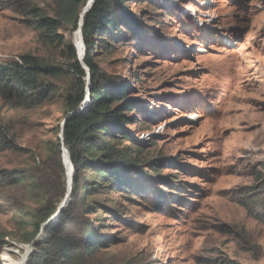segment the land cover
<instances>
[{
	"label": "rangeland",
	"instance_id": "obj_1",
	"mask_svg": "<svg viewBox=\"0 0 264 264\" xmlns=\"http://www.w3.org/2000/svg\"><path fill=\"white\" fill-rule=\"evenodd\" d=\"M91 1L78 10L82 21ZM30 6L54 16L51 0H0V65L29 56L64 67L80 31L64 25L43 44L23 16ZM125 8L135 31L107 40L97 61L134 101L126 113L134 142L117 146L138 160L135 189L99 186L88 199L108 242L93 264H264V222L242 206L264 180V0H127ZM43 81L48 95L37 105L8 102L0 87V125L23 149L0 151V172L41 170L61 138L75 80L63 72ZM62 183L55 175L53 187ZM14 199L0 189L2 264L7 248L33 245L7 209Z\"/></svg>",
	"mask_w": 264,
	"mask_h": 264
},
{
	"label": "trees",
	"instance_id": "obj_2",
	"mask_svg": "<svg viewBox=\"0 0 264 264\" xmlns=\"http://www.w3.org/2000/svg\"><path fill=\"white\" fill-rule=\"evenodd\" d=\"M51 1L55 5L53 17L31 6L22 12L26 22L46 45L55 41L64 25L72 32L79 31L82 20L78 10L88 3V0ZM126 1L96 0L85 15L83 59L90 71V82L79 60V51L72 43L64 67L44 65L42 60L29 56L0 65V87L8 102L14 99L23 105H37L48 95L43 79L59 77L65 72L75 80L72 92L65 100L63 120L67 121L64 128L60 127L63 138L57 136L48 145L44 161L37 166L42 169L32 167L0 172V189L11 191L15 198L7 209L14 214L19 228L29 230L26 241L33 244L41 233L45 235L36 244L27 264H93L97 253L105 249L108 242L89 218L96 208L88 199L99 186L123 193H132L135 189L130 169L137 167L138 160L117 146L121 140L134 142L126 129L131 123L126 113L136 109L134 101L126 90L106 81L97 61L100 50L109 46L107 40H116L126 32L135 31V17L125 8ZM88 96L90 103L80 112ZM64 150L74 167L70 201L59 216V224L43 231V226L58 213L68 194ZM0 151L23 152L3 125H0ZM57 174L63 180L61 188L52 185ZM91 175L98 179H92ZM133 175L139 176L138 173ZM258 190L257 194L247 195L242 206L256 220L264 222V180ZM27 200L34 202L35 208L29 207ZM5 245L0 240V264Z\"/></svg>",
	"mask_w": 264,
	"mask_h": 264
},
{
	"label": "bare ground",
	"instance_id": "obj_3",
	"mask_svg": "<svg viewBox=\"0 0 264 264\" xmlns=\"http://www.w3.org/2000/svg\"><path fill=\"white\" fill-rule=\"evenodd\" d=\"M94 0H92L89 4V6L87 7L86 11L90 9L92 3H93ZM84 16L85 14L83 15V20H84ZM83 22V21H82ZM78 36V35H77ZM78 47V50H79V57L80 59H83V54H84V42H83V37L81 38V33L79 32V39H78V42H77V45ZM64 160H65V163L68 167V175H69V187H68V194H71L72 192V167L70 165V162L68 160V155L67 153H65L64 155ZM17 249H21L20 247H17V248H7L6 249V252L4 254V262L5 264H26L27 263V260L29 258V250L28 251H25V252H22L20 254V251H18ZM19 255V257L17 259L13 258V255Z\"/></svg>",
	"mask_w": 264,
	"mask_h": 264
},
{
	"label": "water",
	"instance_id": "obj_4",
	"mask_svg": "<svg viewBox=\"0 0 264 264\" xmlns=\"http://www.w3.org/2000/svg\"><path fill=\"white\" fill-rule=\"evenodd\" d=\"M95 2H96V0H94L93 1V3H92V5H91V7H90V9L93 7V5L95 4ZM90 9L89 10H85L84 11V14L86 15V13H88L89 11H90ZM85 17V16H84ZM83 25H84V20H83V22L80 24V33L82 34V27H83ZM83 42H84V40H83ZM85 45V44H84ZM84 54H85V52H84ZM79 60L81 61V63H82V65L84 66V69L86 70V72L88 73V82H90V79H91V76H90V71H89V69L88 68H86V66H85V64H84V59H80L79 58ZM89 103H90V98H89V96L87 97V99H86V101H85V103H84V106H83V108H81L80 109V112H82L88 105H89ZM66 121L67 120H65L64 122H63V124H62V128H64V125H65V123H66ZM63 138V135L61 134V139ZM65 153H67V151L66 150H64V155H65ZM67 155H68V153H67ZM63 159H64V156H63ZM68 160H69V162H70V159H69V156H68ZM64 163H65V160H64ZM65 165H66V163H65ZM70 165H71V167H72V184H73V178H74V167H73V165H72V163L70 162ZM69 186V185H68ZM70 196H71V194H69V195H66V198H65V200L62 202V204H61V206L59 207V211H58V213L48 222V223H46L44 226H43V231L45 230V228L47 227H49V226H51L52 225V223H53V221H55L56 219H59V216H60V214H61V212L65 209V207L67 206V203H68V201H69V199H70ZM42 235H43V233H41L40 234V236H39V238L33 243V245H32V247H30V251H29V257L32 255V253L35 251V247H36V244L40 241V238L42 237ZM29 259V258H28ZM27 262H28V260H27ZM27 264V263H26Z\"/></svg>",
	"mask_w": 264,
	"mask_h": 264
},
{
	"label": "clouds",
	"instance_id": "obj_5",
	"mask_svg": "<svg viewBox=\"0 0 264 264\" xmlns=\"http://www.w3.org/2000/svg\"><path fill=\"white\" fill-rule=\"evenodd\" d=\"M85 18V17H84Z\"/></svg>",
	"mask_w": 264,
	"mask_h": 264
}]
</instances>
